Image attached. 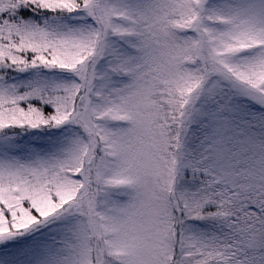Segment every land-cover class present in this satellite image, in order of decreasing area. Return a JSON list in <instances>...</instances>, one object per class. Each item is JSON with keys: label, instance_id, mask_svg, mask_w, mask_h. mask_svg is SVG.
<instances>
[{"label": "snow or ice", "instance_id": "6c2138e0", "mask_svg": "<svg viewBox=\"0 0 264 264\" xmlns=\"http://www.w3.org/2000/svg\"><path fill=\"white\" fill-rule=\"evenodd\" d=\"M0 264H264V0H0Z\"/></svg>", "mask_w": 264, "mask_h": 264}]
</instances>
